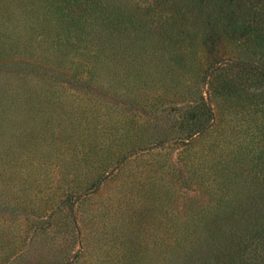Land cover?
Returning a JSON list of instances; mask_svg holds the SVG:
<instances>
[{
  "label": "rangeland",
  "instance_id": "374dc122",
  "mask_svg": "<svg viewBox=\"0 0 264 264\" xmlns=\"http://www.w3.org/2000/svg\"><path fill=\"white\" fill-rule=\"evenodd\" d=\"M3 50L0 264H210L264 225V0H0Z\"/></svg>",
  "mask_w": 264,
  "mask_h": 264
},
{
  "label": "trees",
  "instance_id": "16d2710c",
  "mask_svg": "<svg viewBox=\"0 0 264 264\" xmlns=\"http://www.w3.org/2000/svg\"><path fill=\"white\" fill-rule=\"evenodd\" d=\"M4 52L0 51V56ZM6 85L7 82L0 85V110L5 96L11 98L8 95L11 94V88H6ZM226 232L232 243L226 245L225 252L215 257V262L210 264H264V225L229 227ZM210 245L213 247V243Z\"/></svg>",
  "mask_w": 264,
  "mask_h": 264
}]
</instances>
